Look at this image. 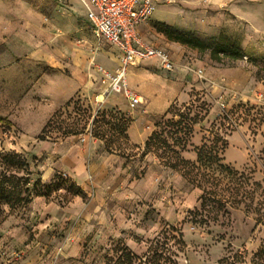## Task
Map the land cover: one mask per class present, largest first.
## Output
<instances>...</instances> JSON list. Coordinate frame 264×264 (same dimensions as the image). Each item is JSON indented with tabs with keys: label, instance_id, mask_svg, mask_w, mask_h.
I'll return each instance as SVG.
<instances>
[{
	"label": "rangeland",
	"instance_id": "obj_1",
	"mask_svg": "<svg viewBox=\"0 0 264 264\" xmlns=\"http://www.w3.org/2000/svg\"><path fill=\"white\" fill-rule=\"evenodd\" d=\"M81 13L76 0H0V117L11 123H0V149L27 156L47 193L0 226L5 264L31 253L42 264H115L121 247L145 254L165 224L184 233L179 264H217L231 253L257 252L264 246V216L241 206L217 223L200 222L194 213L202 192L143 151L172 106L206 104L201 113L208 116L195 127L185 157L196 161L194 149L218 132L228 141L225 164L264 181V0H160V18L155 13L146 35L181 71L169 76L154 61L132 67L128 86L144 100L137 108L111 91L107 75L118 69L117 51L91 33ZM162 24L208 48L173 41ZM225 40L234 48L215 55ZM200 69L204 79L196 74ZM71 81L82 82L83 91L61 106L51 89ZM133 82L148 91L169 83L166 110L148 112ZM59 111L55 129L43 139ZM103 112L132 120L129 145L120 148L115 141L110 151L93 136V122ZM64 130L74 133L64 137Z\"/></svg>",
	"mask_w": 264,
	"mask_h": 264
},
{
	"label": "trees",
	"instance_id": "obj_2",
	"mask_svg": "<svg viewBox=\"0 0 264 264\" xmlns=\"http://www.w3.org/2000/svg\"><path fill=\"white\" fill-rule=\"evenodd\" d=\"M160 27L175 42L200 49L208 48L191 34L174 32L165 24ZM232 48L234 44L225 40L216 44L213 53L217 56L227 54ZM206 106L192 104L183 109L172 106L155 123V130L145 142L143 156H155L165 169L179 173L193 189L202 192L200 208L194 213L200 222L217 223L221 217L229 214V209L241 206L260 215L261 220V216H264V181L257 182L252 172H240L225 164L224 152L228 147L226 136L211 131L209 136L203 138L202 145L194 149L196 161H190L184 155L190 152L195 127L208 116V113H201ZM62 114V111L57 112L47 122L42 131L43 139L49 137L55 129L56 118ZM223 120L228 121L229 116H224ZM0 123L11 125L2 117ZM131 123L132 120L124 115L103 112L99 119L94 120L93 125L97 129H92V134L104 141L108 150L114 151L112 146L115 141L119 142L120 148L129 145L128 131ZM73 133L64 130L62 135L67 137ZM110 135L112 139H109ZM44 189L41 173L27 156L0 149V226L30 207L36 198L46 195ZM185 249L182 230L165 224L158 237L149 242L145 254L139 256L124 246L117 250L119 255L115 264H179L178 253H183ZM112 261L108 259L107 264ZM217 264H264V246L252 255L246 251L231 253Z\"/></svg>",
	"mask_w": 264,
	"mask_h": 264
},
{
	"label": "built area",
	"instance_id": "obj_3",
	"mask_svg": "<svg viewBox=\"0 0 264 264\" xmlns=\"http://www.w3.org/2000/svg\"><path fill=\"white\" fill-rule=\"evenodd\" d=\"M87 13L93 35L108 41L117 51L119 66L115 74L107 75L111 91L125 96L132 108L143 98L128 86L127 76L132 67L154 61L167 75H177L180 67L165 49L147 42L141 28L153 19L160 0H79ZM204 79L203 70H197ZM16 261L21 258L16 254ZM14 262H9L12 264Z\"/></svg>",
	"mask_w": 264,
	"mask_h": 264
},
{
	"label": "crops",
	"instance_id": "obj_4",
	"mask_svg": "<svg viewBox=\"0 0 264 264\" xmlns=\"http://www.w3.org/2000/svg\"><path fill=\"white\" fill-rule=\"evenodd\" d=\"M79 8L81 10V12L84 14V17L90 27V31L92 32L91 29V25L87 19V13L84 9V7L82 6V4L80 3L79 0H76ZM81 13V14H82ZM157 18H160L159 13H156ZM149 25H146L144 27L141 28V33L144 37V39L149 42L154 44L146 35V31ZM158 46V44H155ZM32 55L35 57H39V54L36 52H32ZM137 70H131V74L136 73ZM181 71V68L179 70V72ZM178 72V73H179ZM83 78V77H81ZM73 81H71V84L65 85L64 87H60L57 85H54L51 89V92H53L54 94H56L61 100H62V104L61 106L68 102L71 98L74 97V95L82 90L83 91V84L76 82L75 84L72 83ZM131 86L134 90H136L137 92H140L141 94H143L147 100V111L150 112L151 114H159V113H163L166 108L169 106V100L172 97V93L170 91V87L169 83H165L163 85L157 86L154 89L148 91V90H144L140 85L137 84V82H133L131 83ZM35 254L31 253L30 256H27L25 258V260L23 262L20 263H12V264H42L39 261H37V257L34 256ZM0 264H5V260L3 258L0 257ZM8 264V263H7Z\"/></svg>",
	"mask_w": 264,
	"mask_h": 264
}]
</instances>
